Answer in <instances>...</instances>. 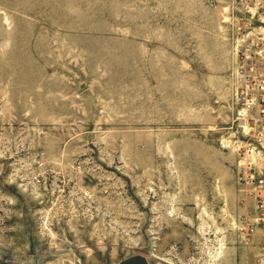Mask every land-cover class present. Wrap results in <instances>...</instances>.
<instances>
[{"label":"rangeland","instance_id":"obj_1","mask_svg":"<svg viewBox=\"0 0 264 264\" xmlns=\"http://www.w3.org/2000/svg\"><path fill=\"white\" fill-rule=\"evenodd\" d=\"M236 0H0V264H264L238 176Z\"/></svg>","mask_w":264,"mask_h":264},{"label":"built area","instance_id":"obj_2","mask_svg":"<svg viewBox=\"0 0 264 264\" xmlns=\"http://www.w3.org/2000/svg\"><path fill=\"white\" fill-rule=\"evenodd\" d=\"M233 45L239 87L234 100L238 176L255 203V223L264 227V0H236Z\"/></svg>","mask_w":264,"mask_h":264},{"label":"water","instance_id":"obj_3","mask_svg":"<svg viewBox=\"0 0 264 264\" xmlns=\"http://www.w3.org/2000/svg\"><path fill=\"white\" fill-rule=\"evenodd\" d=\"M118 264H150L147 259L141 255H136L128 259H124Z\"/></svg>","mask_w":264,"mask_h":264},{"label":"bare ground","instance_id":"obj_4","mask_svg":"<svg viewBox=\"0 0 264 264\" xmlns=\"http://www.w3.org/2000/svg\"><path fill=\"white\" fill-rule=\"evenodd\" d=\"M165 264H167V263H165Z\"/></svg>","mask_w":264,"mask_h":264}]
</instances>
